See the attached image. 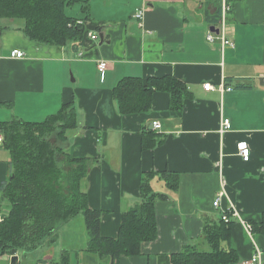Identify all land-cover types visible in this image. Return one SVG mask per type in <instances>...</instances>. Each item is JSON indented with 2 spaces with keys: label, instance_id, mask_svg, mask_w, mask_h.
Returning a JSON list of instances; mask_svg holds the SVG:
<instances>
[{
  "label": "crops",
  "instance_id": "0c3cea01",
  "mask_svg": "<svg viewBox=\"0 0 264 264\" xmlns=\"http://www.w3.org/2000/svg\"><path fill=\"white\" fill-rule=\"evenodd\" d=\"M222 2L77 0L68 15L99 38L87 36L79 45L66 46L33 41L22 20L0 18V121H41L62 104L74 103L78 126L63 146L73 157L93 159L83 187L90 207L102 212L103 236H118L124 213L142 202L145 176L154 173L158 237L143 242L139 254L122 255L119 264H162L159 256L188 245L209 250L205 221H219L229 210L234 211L231 246L238 264L256 246L264 247V236L249 234L245 225L260 221L264 213V0H226L234 48H224L219 38L207 39L211 27L219 26ZM141 8L139 20L135 14ZM16 49L25 56L12 57ZM102 61L108 64L103 71ZM68 69L72 81L65 75ZM165 75L188 86L183 109L171 110L170 95L160 91L150 111L120 112L113 88L122 77ZM207 82L214 89L206 91ZM221 86L231 89L221 91ZM226 119L231 127L221 132ZM155 121L162 125L158 130ZM144 129L158 133L161 143L144 149ZM241 142L250 148L249 160L240 153ZM9 160V151L0 145V186ZM166 172L178 175L176 190L168 186ZM74 219L51 237V245L47 240L36 250L35 260L21 254L19 264H54L64 251L71 264H103L106 258L86 250L83 218L84 243H59Z\"/></svg>",
  "mask_w": 264,
  "mask_h": 264
},
{
  "label": "trees",
  "instance_id": "16d2710c",
  "mask_svg": "<svg viewBox=\"0 0 264 264\" xmlns=\"http://www.w3.org/2000/svg\"><path fill=\"white\" fill-rule=\"evenodd\" d=\"M77 0H0V18L23 21L25 35L36 42L66 46L80 44L87 37L83 24L68 15L66 8ZM87 11V7L84 6ZM220 19V15L218 17ZM216 18V20L218 19ZM218 21V20H217ZM219 22V21H218ZM170 95V109L181 110L190 95L188 86L175 75L124 76L113 88L114 99L124 115L151 110L156 92ZM78 126L76 108L67 102L41 121L18 117L0 121L4 146L10 153L8 176L0 186V254H18L35 247L48 236L82 214L89 233L86 250L106 258L103 264H119L122 255H137L145 241L158 237L156 200L152 188L154 173L141 185L142 202L128 209L117 237L101 234L102 212L90 207L83 181L92 166L91 157H73L63 146L68 132ZM161 137L143 130L142 147L153 149ZM168 186L176 190L177 174H164ZM254 233L264 236V213L251 221ZM232 220H206L204 237L209 250L188 245L171 255H162V264H238L240 257L231 246ZM64 253V254H63ZM55 264H71L69 253L62 252Z\"/></svg>",
  "mask_w": 264,
  "mask_h": 264
},
{
  "label": "built area",
  "instance_id": "2783aa9c",
  "mask_svg": "<svg viewBox=\"0 0 264 264\" xmlns=\"http://www.w3.org/2000/svg\"><path fill=\"white\" fill-rule=\"evenodd\" d=\"M144 11H145L144 8L139 9L135 14L136 18L139 20H142L144 17ZM229 11H230V6L227 4L226 0H223V2H222V13H221L220 19H219V24H218L219 26L217 27L219 32L217 34H215L214 31H210L207 35V39L210 42H214L217 38H219L221 41V44L224 48H234L235 47V40L233 37V28L231 27L229 19H228ZM87 36L92 38V39H98L99 38L98 34H96L94 32H89L87 34ZM11 55H12V57L22 58L25 56V52L16 49V50L12 51ZM107 66H108V64L105 61H102L99 63V69L101 71L105 70L107 68ZM204 89L206 91H210V90L214 89V85L211 82H207L204 84ZM224 89L230 90L231 87L230 86H221V91H224ZM153 125H154V129H156V130L160 129L162 126L161 123L158 121H155L153 123ZM230 127H231L230 120L229 119L224 120L222 123L221 132L227 131ZM0 145L1 146L4 145V135L3 134L0 135ZM238 148H239L240 153L243 156L244 160H249L250 148L248 147L247 143L241 142L239 144ZM222 196H223V192H220L216 196V198L213 202V205L215 207L220 206ZM233 215H234L233 210L226 211L222 214V219L225 220L226 222H229L230 220H232ZM0 220H1V217H0ZM245 225H246V228H247L249 234H252L253 233L252 225L248 224V223H246ZM2 256H5V255L0 254V258ZM12 256L13 255H11V254L7 255V257L10 258V260H11ZM263 256H264V247L256 246L251 257L244 260L241 264H263V261H262Z\"/></svg>",
  "mask_w": 264,
  "mask_h": 264
},
{
  "label": "rangeland",
  "instance_id": "374dc122",
  "mask_svg": "<svg viewBox=\"0 0 264 264\" xmlns=\"http://www.w3.org/2000/svg\"><path fill=\"white\" fill-rule=\"evenodd\" d=\"M66 12L68 14L72 15V6H68L66 8ZM65 75L68 79H70L72 81V78L74 77V75H72V71L70 69H68V71H67V73H65ZM74 132H75V130H70L68 132V137L70 138V140H72ZM82 218H83V228H84L85 233H86L87 241L89 240V233H88V230L86 228V222H85L84 216L82 214H80L77 217H75L73 223L70 225V228L68 230L63 231V235L60 238L59 243H61V244L62 243H64V244L69 243V244H71V246H72V243H75L76 241L79 243H84L83 238H81V229H82V221L81 220H82ZM59 230L60 229H58L57 231H59ZM46 241L48 244L47 246H49L53 243V239L51 238V236H48L43 241H41L38 245H36L35 247L32 246V247H28L27 250L26 249L20 250L17 255L19 256L22 254V255H25L26 258H27V256H31L32 260H35L38 256V253L36 252V250L39 247L44 246L46 244ZM84 245H88V242H86ZM200 249H205V248L203 246H201ZM8 254L9 253L6 252L4 255L7 256ZM63 254L61 253V257ZM4 260L7 261L8 258L2 257L0 259L1 262Z\"/></svg>",
  "mask_w": 264,
  "mask_h": 264
},
{
  "label": "water",
  "instance_id": "95a60500",
  "mask_svg": "<svg viewBox=\"0 0 264 264\" xmlns=\"http://www.w3.org/2000/svg\"><path fill=\"white\" fill-rule=\"evenodd\" d=\"M211 31H214V32H219L218 31V28H216L215 26L211 27ZM103 41V39L101 40V42ZM11 264H19V256L17 254L13 255L11 257Z\"/></svg>",
  "mask_w": 264,
  "mask_h": 264
}]
</instances>
